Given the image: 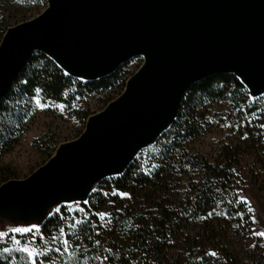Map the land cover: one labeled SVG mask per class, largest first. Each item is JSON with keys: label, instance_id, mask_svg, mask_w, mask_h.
Returning a JSON list of instances; mask_svg holds the SVG:
<instances>
[{"label": "trees", "instance_id": "16d2710c", "mask_svg": "<svg viewBox=\"0 0 264 264\" xmlns=\"http://www.w3.org/2000/svg\"><path fill=\"white\" fill-rule=\"evenodd\" d=\"M6 30L0 14V40ZM25 62L0 98V155L26 128L35 94L69 105L78 96L121 88L126 75L120 66L83 81L39 50ZM180 102L149 158L141 153L119 175L101 178L79 203L72 241L82 251L75 264L81 259L90 264H264V237L249 244L251 214L238 194L247 158L253 161L247 174L264 189V93L252 98L247 86L226 71L191 84ZM213 127L229 133L211 153L195 152L191 144ZM2 174V182L12 177L7 167ZM109 200L112 211L103 219ZM68 208L50 215L40 230L65 227Z\"/></svg>", "mask_w": 264, "mask_h": 264}, {"label": "water", "instance_id": "95a60500", "mask_svg": "<svg viewBox=\"0 0 264 264\" xmlns=\"http://www.w3.org/2000/svg\"><path fill=\"white\" fill-rule=\"evenodd\" d=\"M48 1L0 43V98L35 50L88 75L112 72L135 55L144 61L121 97L57 160L7 187L15 199L77 187L128 158L125 168L135 147L173 121L199 79L227 71L245 76L253 93L264 90V0Z\"/></svg>", "mask_w": 264, "mask_h": 264}, {"label": "rangeland", "instance_id": "374dc122", "mask_svg": "<svg viewBox=\"0 0 264 264\" xmlns=\"http://www.w3.org/2000/svg\"><path fill=\"white\" fill-rule=\"evenodd\" d=\"M48 4V0H0V14L3 15L7 24L3 38L14 26L37 18ZM45 52L52 57L51 51L45 49ZM56 62L66 74L83 81L96 79L107 73V71H97L88 75L68 69L61 62ZM120 66L126 72L125 81L121 88L116 87L115 90H109L106 93L99 92L83 97L78 96L69 105L62 102L45 101L38 93L31 98V106L25 120L26 128L22 130L17 143L0 155V233H3L0 235L1 264H75L79 260L81 256L79 254L82 250L79 245H75L72 241L74 225L80 222L77 216V212H80L79 203L86 202L88 194L94 190L101 178L119 175L128 158L123 163L112 165L101 171L93 179L80 182L77 185V189L80 190L86 183L91 184L90 188L81 194L79 199L57 202L52 206H49L51 199L70 189H49L37 194L24 192L17 199L13 197L16 195L15 192L10 194L6 189L11 184L28 179L40 168L57 160L66 146L76 142L89 127L92 118L102 114L111 102L119 99L125 92L127 83L143 66V58H140L139 55L132 56L120 63L118 67ZM242 83L244 84L243 81ZM249 93L252 98L258 94L250 90ZM108 100L109 102L105 104ZM37 101L43 107H39ZM18 103L24 102L19 100ZM85 112L88 113V116L83 120L82 115ZM169 125L164 126L162 131L166 130ZM228 133L223 127H213L211 132L200 136L198 140L196 139L191 147L194 148L195 152L209 154ZM156 138L157 136H154L135 147V152L129 160L141 153L148 159L150 156L149 149L153 146ZM49 149H52L51 155L47 154ZM252 162L251 159H246L244 164L246 172L242 174L244 178L238 188L240 199L246 203L248 208H251V235L253 239L249 244H252L255 238H261V236L254 235V232H264V189L251 180L247 174ZM3 167L9 168L12 174V177L4 182H2ZM126 195L125 193L121 194L122 197ZM2 199L4 200L1 201ZM111 204L112 201L109 200L108 205L102 211L106 215L101 218L106 219L110 216ZM64 206L69 207L67 209L69 216L64 222L65 227L61 230L50 229L47 232H42L39 225ZM15 228H27L31 231L18 233L13 231ZM15 241L20 243L17 244ZM25 246L37 254L30 259L25 252L19 250ZM86 261V259H81L80 262L81 264H90Z\"/></svg>", "mask_w": 264, "mask_h": 264}, {"label": "bare ground", "instance_id": "6f19581e", "mask_svg": "<svg viewBox=\"0 0 264 264\" xmlns=\"http://www.w3.org/2000/svg\"><path fill=\"white\" fill-rule=\"evenodd\" d=\"M140 58H143L142 55H139ZM144 61V58H143ZM68 68V67H66ZM239 79L242 80L244 82L245 85L248 86V89L251 91V85L249 84L247 78L243 75H239ZM90 184L91 183H87L81 190L77 189V187H71L70 190L65 191L62 194H59L58 196H56L55 198L51 199L49 206L54 205L57 202H64V201H68V200H72V199H79V197H81L84 192H86L89 188H90ZM17 217V216H15ZM18 218V217H17Z\"/></svg>", "mask_w": 264, "mask_h": 264}, {"label": "snow or ice", "instance_id": "6c2138e0", "mask_svg": "<svg viewBox=\"0 0 264 264\" xmlns=\"http://www.w3.org/2000/svg\"><path fill=\"white\" fill-rule=\"evenodd\" d=\"M38 103V106L39 107H43V105L39 104V102L37 101ZM262 127H264V125H262ZM249 211H251V208H249ZM104 215H106L105 213H101L100 216L103 217ZM14 232H18V233H24V232H29L31 231V229H27V228H24V229H21V228H15L13 229ZM254 235H258V236H261V237H264V232H254L253 233ZM0 235H3V233H0ZM17 244H19L20 242L19 241H15ZM67 243V242H65ZM20 251H23L25 252L28 257L31 259L33 257V255H36L37 253L34 252V250H31L29 249L27 246L23 247V248H20L19 249ZM5 251H7V249H5ZM212 255H215V253H212Z\"/></svg>", "mask_w": 264, "mask_h": 264}]
</instances>
